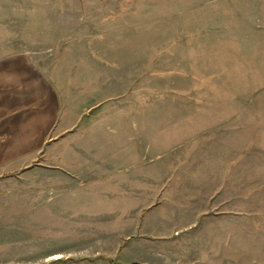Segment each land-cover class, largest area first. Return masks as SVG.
I'll return each instance as SVG.
<instances>
[{
	"label": "rangeland",
	"instance_id": "rangeland-1",
	"mask_svg": "<svg viewBox=\"0 0 264 264\" xmlns=\"http://www.w3.org/2000/svg\"><path fill=\"white\" fill-rule=\"evenodd\" d=\"M3 42L63 124L0 177V264H264V0H0Z\"/></svg>",
	"mask_w": 264,
	"mask_h": 264
},
{
	"label": "crops",
	"instance_id": "crops-1",
	"mask_svg": "<svg viewBox=\"0 0 264 264\" xmlns=\"http://www.w3.org/2000/svg\"><path fill=\"white\" fill-rule=\"evenodd\" d=\"M0 47L1 177L9 164H22L30 155L39 154L41 147L58 145L59 139L52 134L63 120L59 119L58 91L47 79L51 76L41 69L46 64L22 47L14 48L8 42Z\"/></svg>",
	"mask_w": 264,
	"mask_h": 264
}]
</instances>
